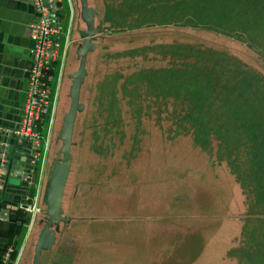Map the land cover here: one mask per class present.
Masks as SVG:
<instances>
[{
  "label": "rangeland",
  "instance_id": "rangeland-1",
  "mask_svg": "<svg viewBox=\"0 0 264 264\" xmlns=\"http://www.w3.org/2000/svg\"><path fill=\"white\" fill-rule=\"evenodd\" d=\"M110 1L117 4L120 0H88V5L97 12L94 26L99 29L91 40L96 48L86 57L87 74L79 92V102L83 104V110L77 113L73 125L70 148L72 159L62 197V220L53 225L56 240L48 251L42 253L40 264H131L132 257L136 254L132 253L130 247L133 246L125 242V239L118 241L106 234V231L103 232L105 236L99 237L89 233L92 229H98L95 225H104L106 211L103 203L107 193L117 192L122 198L136 199L138 204L161 196V199L166 200L172 197V211L178 216L194 212L196 214H189L209 218L206 221H212L215 225L231 215L238 200L240 201L235 197L234 180L230 177L227 164L218 163L215 158L217 142L213 140L211 154L202 150L193 142L190 133L179 129L173 122L172 96L161 98L162 101L158 102L143 82L137 87L138 94L131 96V86L137 81H132L134 77L128 76L137 73L139 81L147 79L152 82L154 75L161 84L164 80L169 83L167 75L164 78L163 73L172 71V57H175L172 54V38L186 40L187 43L184 44L194 47L229 51L251 68L259 72L262 70L263 74L264 56L257 55L255 50L247 48L242 42L213 34L214 32L206 29L195 28L200 25V19L193 16H199L201 9L194 4L191 8H177L186 0H166L161 7L168 9L172 3L179 19L186 17L194 21L173 23L179 25L173 26L174 28L172 19L169 23L160 21V26L153 29H148L145 25L148 20L136 21L135 16L130 13L122 15V9L129 12L135 10L131 0H122V6H115L114 11L107 17L112 19H106V4ZM149 2L150 0H139L140 5L136 12L146 10ZM61 3L64 10L58 42L61 45L63 38L68 36V46L60 79L58 81L59 56L57 69L54 70L50 82L51 98L54 97L57 81L59 84L56 111L48 135L52 143L47 150L46 161L43 162V180L38 188L37 203L30 202L28 212L31 214L27 213L30 220L26 233L18 235L14 241L17 244L13 248L16 249V245H19L18 253L22 249L17 264H31L37 235L47 221L43 212L45 193L53 159L61 146L57 136L63 116L70 105L69 75L78 68L76 51L83 43L82 32L86 29L80 18L79 0H61ZM155 18L157 19L156 16ZM207 23L204 20L202 24ZM249 23L254 25L251 19ZM152 24L159 25L154 20ZM222 24H228L231 30L236 29L238 32L244 30L243 23L239 28V23L234 26L232 22L223 20L217 26L220 30L225 29ZM62 49L61 46L59 52ZM175 58L174 66L181 70L184 57ZM149 74L151 78L148 77ZM121 84L130 87L129 94L123 95ZM112 99L117 101L116 107L106 106V102L110 104ZM47 126L48 120L45 116L43 136ZM227 179L231 182L230 186L227 185ZM217 180H223L222 184L215 183ZM12 182L16 180L13 179ZM137 183L139 184L133 196L124 193L123 190L129 185L134 186ZM184 196L192 199L189 197L186 201ZM33 207L39 211H34ZM242 214L245 215V212L242 211L239 215ZM153 216L158 215L150 214L146 221L125 223L126 227L121 225L122 229L128 227L135 230L140 226L150 225L147 230L152 235L164 233L159 225L167 228L170 223L172 226L181 223L179 228H184L183 221L178 223L169 218L151 219ZM67 217H71V221H66ZM233 231L234 223L225 225L215 244L219 251L215 249L211 255L220 253L228 235ZM165 241L166 238L161 237L157 246L168 248ZM147 243L148 239L143 245ZM219 264H223V261Z\"/></svg>",
  "mask_w": 264,
  "mask_h": 264
},
{
  "label": "trees",
  "instance_id": "trees-1",
  "mask_svg": "<svg viewBox=\"0 0 264 264\" xmlns=\"http://www.w3.org/2000/svg\"><path fill=\"white\" fill-rule=\"evenodd\" d=\"M164 1L150 0L153 11L136 12L139 0H131L135 10L129 12L122 9V15L130 13L136 21L148 20L149 23L154 19L158 23H169L172 19V25L194 21L186 17L179 19L172 4L168 9L162 8ZM122 4V0L114 5L108 4L106 19H112L107 17L115 6L121 7ZM192 4L201 9L199 16L192 15L200 19V25L195 28L242 42L247 48L255 50L257 55L264 56V0H186L177 8H191ZM59 16L62 19L63 11L59 12ZM250 19L253 26L249 23ZM204 20L208 21L205 25L202 24ZM223 20L232 22L234 26L239 23V28L243 23V32L231 30L228 24H222L225 29L220 30L217 26ZM172 44L173 54L181 56L187 48L195 60L185 62L181 70L173 65L172 71L163 73L164 78L167 75L169 83L164 80L161 84L154 75L152 82L147 79L139 81L137 73L129 75L128 78L134 77L132 81H137L131 86V96L138 94L137 87L141 82L158 102L162 101L161 98L172 96L175 125L190 133L193 142L210 154L213 140L217 142V162H225L245 193L254 196L242 227V235L246 233L248 236L247 247L230 250L229 254L238 255L237 264L243 263L244 255L246 264H264V74L226 50L194 47L178 38H172ZM148 77L151 78V74ZM129 89L121 84L123 95L129 94ZM116 104L114 99L110 104L106 102L108 107ZM14 214L19 226L24 227L22 234L26 233L29 214L24 215L19 211ZM15 248L12 259L17 256L19 245Z\"/></svg>",
  "mask_w": 264,
  "mask_h": 264
},
{
  "label": "crops",
  "instance_id": "crops-1",
  "mask_svg": "<svg viewBox=\"0 0 264 264\" xmlns=\"http://www.w3.org/2000/svg\"><path fill=\"white\" fill-rule=\"evenodd\" d=\"M108 4H114V2L110 1L106 6ZM147 7L144 10L145 6H143V10L153 11L151 5ZM106 12H108L107 8ZM32 15L33 8L27 0H0V134L3 136V141L6 144L13 141L16 143L13 149L18 150V156L21 159L27 160L35 157L31 176L20 184L19 182H14V185L8 188L9 192L5 195V198L10 202L3 201L0 203V210L3 209L2 203H5V208L9 211L8 215L2 211L0 216V258L8 246H13L16 237L22 234V228L15 220L14 213L19 211L24 215L27 213L31 214V212L21 207H30V202L37 203L38 188L43 180V157L40 154H34V152L43 153L44 136L46 137L47 131L41 140V147L38 151L32 148L31 142L26 139L23 140V145H18L19 138L13 135V131L20 125L21 108L26 98L30 67L29 50L32 44L29 38V23ZM154 21L156 20L154 19ZM152 23L148 22L145 25L148 29L160 26V23L159 25ZM173 26L175 25H172V28H174ZM180 41L187 43L186 40ZM173 55L180 57L176 54ZM181 56L184 57V63H191L195 60L187 48ZM150 57L154 58V56ZM175 57H172V66L175 64ZM43 124L44 121L40 128L41 132ZM50 143L52 142L49 139L47 150H49ZM29 165L32 164L30 163ZM228 171L230 173V170ZM230 175L234 180L235 197L240 199V201L236 198L238 200L237 207L234 208L231 215L221 219L220 224L215 225L212 221H206L209 218L195 216L194 214L196 213L194 212H189L194 214L186 213L185 216H178L172 211V197L170 200H166L161 199V196L160 198L149 199L148 202L138 204L136 199L122 198L115 192L112 194L107 193L104 197L103 208L106 211L104 225H95L98 229H92L89 233L90 235L99 237V235L105 236L103 232L106 231V234L118 241L119 239H125V242L127 241L129 245L133 246L130 247L132 253L136 254L135 257H132L131 264H219L220 261H223V264H237L238 255H230L229 251L240 247L243 249L247 247L248 236L246 233L242 235V227L248 205L253 202L254 196L250 193H245L235 176L231 173ZM226 181L229 183L227 185L230 186L231 182L229 179ZM222 182L223 180H217L215 183L222 184ZM138 184L134 186L129 185L123 190L124 193L128 196H133ZM141 185H139L140 188ZM189 197L184 196L183 198L187 201ZM109 199H111L110 202ZM190 199L192 198L190 197ZM12 202L15 203L13 204ZM16 202L18 203L16 204ZM242 211L245 212V215L242 214L240 216L239 214ZM150 214L158 215L156 217L153 216L151 219L169 218L171 220L175 219L178 223L183 221L184 228H179V226H182L181 223L173 226L170 223L167 225V228L159 225V229L167 235L164 233L150 235V231L147 230L150 225L147 227L140 226L135 230H131L128 227L122 229V226L126 227L125 223L149 220ZM71 219V217H67L66 221H71ZM231 223H234V231L231 235H228L225 246L217 255H211L215 249L219 251V248L215 247V244L221 237L225 225ZM161 237L166 238L164 244L167 243L168 248L162 249L160 246H157L160 244ZM146 239H148V243L147 245H143ZM251 246L252 244H250V248ZM242 262V264H246L245 255L242 257Z\"/></svg>",
  "mask_w": 264,
  "mask_h": 264
},
{
  "label": "water",
  "instance_id": "water-1",
  "mask_svg": "<svg viewBox=\"0 0 264 264\" xmlns=\"http://www.w3.org/2000/svg\"><path fill=\"white\" fill-rule=\"evenodd\" d=\"M79 3L80 18L86 26V29L82 32L84 40L80 48L76 51L77 59L79 60L78 68L73 74L69 75V78H71L69 88L70 105L68 111L63 116L60 131L58 133L61 146L57 150L52 162L44 198L45 209L43 212L47 216V221L43 224L37 235L31 264H40L42 252L48 251L56 240L53 225L58 224L62 220V197L72 159L70 148L72 144L73 125L77 113L83 110V104L79 102V92L87 74L85 67L86 57L88 53L96 48V44L91 42V40L99 29V27L94 26V18L97 12L88 5V0H79ZM15 144L14 141L6 144L3 141V136L0 134V203L3 201L10 202L5 198V195L9 192L8 188L14 185L12 180L15 179L19 184L22 181H26L25 177L30 174L32 169V166L29 164L33 158L27 160L21 159V157L18 156V150L13 149ZM17 144L23 145L24 142L19 138ZM12 203L14 204L15 202ZM17 203L18 202H16V204ZM2 206L3 209L0 210V216L2 211L8 215L9 211L5 208L6 204L2 203Z\"/></svg>",
  "mask_w": 264,
  "mask_h": 264
},
{
  "label": "built area",
  "instance_id": "built-area-1",
  "mask_svg": "<svg viewBox=\"0 0 264 264\" xmlns=\"http://www.w3.org/2000/svg\"><path fill=\"white\" fill-rule=\"evenodd\" d=\"M33 8L32 19L29 23V38L32 42L29 50L30 67L28 72L26 98L22 104V113L20 117L19 127L13 131V135L22 140L31 142V147L38 149L41 147V140L43 138L41 132V125L47 116L48 126L47 135L44 139L43 153H36L42 155V165L45 161L47 153L49 132L54 120V115L57 106V95L59 84L58 81L63 69L66 48L68 46L67 37L63 38L60 45L58 42L61 34V21L59 12L64 10L61 0H27ZM63 47L62 52L59 48ZM60 56V66L58 69V81L54 97L51 98L50 82L53 77V72L58 63ZM35 163V157L31 161V166ZM32 171V169H31ZM31 176L25 177L28 179ZM21 208L30 211L29 206H22ZM34 211H39L33 207ZM13 246H8L0 258V264H17L22 253L20 249L17 256L12 259Z\"/></svg>",
  "mask_w": 264,
  "mask_h": 264
},
{
  "label": "bare ground",
  "instance_id": "bare-ground-1",
  "mask_svg": "<svg viewBox=\"0 0 264 264\" xmlns=\"http://www.w3.org/2000/svg\"><path fill=\"white\" fill-rule=\"evenodd\" d=\"M31 245H32V244H31ZM33 245H34V244H33ZM33 245H32V246H33Z\"/></svg>",
  "mask_w": 264,
  "mask_h": 264
}]
</instances>
